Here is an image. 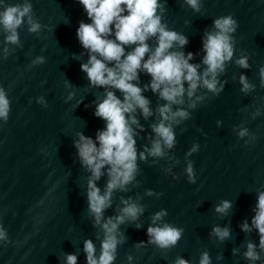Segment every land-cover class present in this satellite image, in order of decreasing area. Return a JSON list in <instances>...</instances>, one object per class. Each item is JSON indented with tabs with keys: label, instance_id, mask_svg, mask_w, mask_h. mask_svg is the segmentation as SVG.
<instances>
[{
	"label": "water",
	"instance_id": "95a60500",
	"mask_svg": "<svg viewBox=\"0 0 264 264\" xmlns=\"http://www.w3.org/2000/svg\"><path fill=\"white\" fill-rule=\"evenodd\" d=\"M30 2L34 16L47 27L33 34L25 24L18 29L22 46L9 45L15 51L7 59L0 58V86L11 101L8 121H0V223L10 241L0 242V264H65L67 253L77 255V264H86L83 242L92 239L99 253V229L93 227L87 211L89 173L79 162L73 140L79 131L95 138L97 130L105 127V121L94 115L95 105L85 108L103 92L102 88H91L80 69L87 54L80 55L85 50L77 40L76 29L81 20L91 21L78 0ZM202 4V13H196L184 0H168L163 16L170 29L189 38L185 53L198 54L191 62L200 61L202 35L213 19L231 14L238 21L233 33L234 59L248 54L250 68L229 63L221 77L227 80L224 90L205 100L192 111L191 119L176 127L177 143L170 151L179 159L178 164L165 159L153 164L151 157L148 162L138 160L139 184L129 186V192L114 193L113 206L105 217L115 215L120 196L142 197L139 202L146 206L140 217L143 227L137 229L131 223L120 226L127 241L118 246L114 264H171L178 255L198 264L200 253L205 250L210 253L212 264H248L242 255L233 256L232 249L239 248L242 253L246 240L259 242L255 230L245 233L239 225L245 219L250 222L257 192L264 190V87L258 75L264 66V0H202ZM3 38L0 33V49ZM73 53L78 57L74 59ZM40 55L45 57V63L31 65ZM241 73L256 85L247 95L240 91ZM150 79L141 73L140 86ZM71 91L76 95L66 102ZM143 94L155 108L157 97L150 90ZM116 95L122 99L119 91ZM40 96L45 98L47 107L37 102ZM81 98L83 102L77 108ZM258 107L261 114L253 119L251 113ZM243 108L247 111H241ZM153 120L154 117L147 121L140 117L145 125L142 136L150 134L148 125ZM217 120L221 121L219 127ZM240 124L255 134V141L245 144L247 137L237 138L233 127ZM181 128L185 129L182 133ZM145 143L146 139L137 138L139 150ZM193 143L200 145L189 157L196 172L194 184L188 182L184 171L185 153ZM169 166L172 171L165 173L163 169ZM173 175L178 178L174 180ZM106 181L107 175L97 181L102 191ZM146 189L163 195L147 196ZM224 199L231 200L233 207L222 217L214 206ZM160 209L168 212L165 222L184 229L182 238L167 252L153 245L135 248L136 243L147 241L150 216ZM217 224L230 227V239L220 242L209 235ZM128 254L133 256L131 262ZM221 254L223 259L217 260Z\"/></svg>",
	"mask_w": 264,
	"mask_h": 264
},
{
	"label": "clouds",
	"instance_id": "9594fccd",
	"mask_svg": "<svg viewBox=\"0 0 264 264\" xmlns=\"http://www.w3.org/2000/svg\"><path fill=\"white\" fill-rule=\"evenodd\" d=\"M168 0H78L83 6L91 23L83 20L76 29V37L84 52L86 62L80 64V69L86 74L91 88H102V95H96L91 104L95 105L94 115L105 121V127L98 129L95 138L77 132L73 140L76 155L81 166L89 173L86 183L87 211L92 218L93 227L99 229L96 238L100 241L99 253L92 239H85L83 252L86 254V264H114L118 246L126 243L127 236L120 230L124 224H134L140 229L143 224L140 217L146 206L136 198L120 196V205L115 215L105 217V212L113 206V196L116 192H129V186H137L136 179L141 169L139 161L156 164L161 159L179 163V159L171 153L177 143L176 127L191 119L192 111L202 105L205 100L218 96L225 88L227 80L221 79L229 63H235L242 69H249L248 54H241L234 59L236 52L233 33L238 27V21L231 15H223L213 19L212 25L206 28L202 35V53L198 63H193L197 53L187 52L184 48L189 38L181 32L170 29L163 19ZM196 13H202V0H184ZM188 23V21H186ZM27 25L29 33L38 34L42 25L34 16L30 0L10 3L0 0V33H3V48L0 58L7 57L15 51L9 45L21 47L18 29ZM154 41V43H149ZM126 48H131L126 51ZM75 59L76 53L72 54ZM45 63V57L36 56L31 65ZM150 76V81L140 86V74ZM260 85L264 87V66L259 68ZM71 85L69 81H66ZM240 91L249 94L256 85L248 77L239 75ZM151 91L157 97L155 108L151 100L143 93ZM119 91L122 99L116 95ZM211 94V95H209ZM76 93L71 91L66 102L72 100ZM37 102L47 107L43 96L37 97ZM83 98L77 101V108ZM11 111V101L3 86H0V121L7 122ZM247 111V108L241 109ZM261 114L258 107L253 113L255 119ZM154 117L148 125L150 134L142 136L145 125L140 122ZM217 126L221 121L217 120ZM233 130L238 139L249 144L256 140L254 133L243 124L235 125ZM185 129L181 128V133ZM146 139L139 150L137 138ZM200 145L193 143L185 153L189 183H196L194 163L189 157L199 150ZM165 173H170L172 167H165ZM107 175L103 191L97 185L102 176ZM178 176L173 175V179ZM145 195L159 198L163 193L146 189ZM233 207V202L222 200L214 206V211L222 217L227 216ZM254 215L249 222L243 220L239 225L241 231L258 235V244L251 239L242 245L245 250L232 249V255H242L248 264L261 261L264 254V190H259L256 204L252 209ZM168 215L166 209H160L150 216V224L146 229L147 241L134 245L141 249L153 245L162 252L175 247L183 236L184 229L164 221ZM218 241L224 242L231 238L229 226L214 225L209 233ZM0 242L8 244L7 230L0 223ZM65 264H77L75 253L65 254ZM223 259L218 255L217 260ZM131 262L133 256L127 255ZM171 264H192L183 256H177ZM198 264H212L210 253L205 250L200 253Z\"/></svg>",
	"mask_w": 264,
	"mask_h": 264
}]
</instances>
